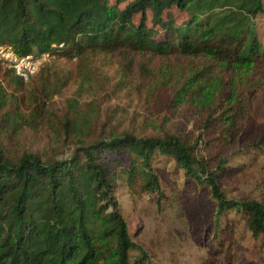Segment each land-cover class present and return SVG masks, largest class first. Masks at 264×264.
<instances>
[{
  "label": "trees",
  "instance_id": "trees-1",
  "mask_svg": "<svg viewBox=\"0 0 264 264\" xmlns=\"http://www.w3.org/2000/svg\"><path fill=\"white\" fill-rule=\"evenodd\" d=\"M263 11L262 0H0V48L74 64L71 72L40 64L23 81L0 60V264H151L130 236L115 190L160 200V159L174 164L183 183L208 191L212 241L240 222L264 264V203L229 198L218 182L237 154L264 155V134L249 151L231 150L239 114L264 85L256 24ZM98 56L116 59L119 77H144L146 90L164 99L171 115L183 111V120L145 118L147 130L131 118L122 127L113 116L81 112L73 100L67 113L51 112L48 102L71 77L79 86L106 77ZM157 58L165 60L153 67ZM41 122L66 155L34 152L16 140Z\"/></svg>",
  "mask_w": 264,
  "mask_h": 264
},
{
  "label": "rangeland",
  "instance_id": "rangeland-1",
  "mask_svg": "<svg viewBox=\"0 0 264 264\" xmlns=\"http://www.w3.org/2000/svg\"><path fill=\"white\" fill-rule=\"evenodd\" d=\"M262 3L264 9V0ZM256 24L264 44V11ZM0 60L6 61L1 55ZM163 60L153 59L151 65L158 67ZM52 61L53 58L47 56L41 58L40 64L42 67L54 65L66 72L74 69L70 61ZM115 62L116 59L98 56L95 64L101 75L103 73L106 77H94L96 81L92 79L84 86H79L76 78L71 77L60 94L48 102L49 110L59 115L67 113L68 100H73L81 112L93 109L96 113L100 112L102 117L106 115L110 119L113 116L112 120L122 123V127L135 118V125L147 130L151 127L149 122L142 121L145 118L148 121L157 120L162 125L166 117L172 116V124L183 118V111L171 115L172 111L166 108L164 99L146 90L144 77H119ZM33 81L26 92L31 90ZM141 81L145 84L141 85ZM25 95L23 93L24 99ZM237 120L238 129L231 150L244 153L264 134V85L254 92L246 112L239 114ZM50 131L48 123L41 122L37 125V131L26 129L18 132L16 140L34 152L46 155L54 153L56 158L66 155L68 151L59 150L61 145ZM250 152L246 157L237 154L231 159L228 167H232L233 171L226 172L219 179V186L229 198L264 203V155L253 150ZM154 170L161 181L160 200L155 194L130 193L123 186L115 190L130 236L147 252L151 264H201L207 258L221 264L227 260L232 264H263L259 243L251 238L240 222L225 231L221 241H212L211 225L215 207L205 188L190 182L183 183L182 174L165 159L156 161Z\"/></svg>",
  "mask_w": 264,
  "mask_h": 264
},
{
  "label": "built area",
  "instance_id": "built-area-1",
  "mask_svg": "<svg viewBox=\"0 0 264 264\" xmlns=\"http://www.w3.org/2000/svg\"><path fill=\"white\" fill-rule=\"evenodd\" d=\"M0 55L5 58L7 66L23 81H27L29 78L33 77L38 71L41 58L43 59L48 56L42 55L38 58L32 55L16 57L9 50L3 48H0Z\"/></svg>",
  "mask_w": 264,
  "mask_h": 264
}]
</instances>
